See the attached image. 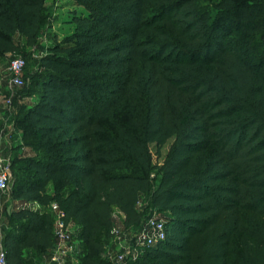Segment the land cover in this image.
Returning a JSON list of instances; mask_svg holds the SVG:
<instances>
[{
    "label": "trees",
    "instance_id": "1",
    "mask_svg": "<svg viewBox=\"0 0 264 264\" xmlns=\"http://www.w3.org/2000/svg\"><path fill=\"white\" fill-rule=\"evenodd\" d=\"M73 2L44 47L49 0H0V60H26L11 107L32 152L16 147L9 193L46 207L12 210L8 263L51 256L57 203L76 227L68 264H112L116 209L133 233L154 210L167 221L129 264H264V0Z\"/></svg>",
    "mask_w": 264,
    "mask_h": 264
},
{
    "label": "built area",
    "instance_id": "2",
    "mask_svg": "<svg viewBox=\"0 0 264 264\" xmlns=\"http://www.w3.org/2000/svg\"><path fill=\"white\" fill-rule=\"evenodd\" d=\"M26 60L22 56L14 57L8 66L10 72L9 86L10 88H20L25 84L24 69ZM2 71L0 69V75ZM9 106L12 105V98L6 100ZM10 159L0 156V189L8 192L11 182ZM39 203V202H38ZM141 203V202H140ZM52 209L55 212L56 220L54 233L56 236V244L52 251L50 261L39 264H65L67 258L74 254L75 245L71 238L74 232L73 223L66 222L62 217V212L57 203H52ZM114 217H117L116 213ZM114 242L116 250L109 252L112 264H129L131 260L140 257L147 247L155 245L167 237V221L161 213L154 210L147 217L141 229L133 234H126L120 227H114ZM0 264H9L7 253L4 246L0 249Z\"/></svg>",
    "mask_w": 264,
    "mask_h": 264
},
{
    "label": "crops",
    "instance_id": "3",
    "mask_svg": "<svg viewBox=\"0 0 264 264\" xmlns=\"http://www.w3.org/2000/svg\"><path fill=\"white\" fill-rule=\"evenodd\" d=\"M8 96L9 91L5 89V84H0V156L9 158L11 161L13 155L17 153V146L19 147L18 152L23 153L24 155H32V152L24 145L23 134L15 125V110L12 108L13 106H9L5 101ZM18 202H20V206L19 204H17ZM23 207L40 210L41 212L45 211L46 209V207L36 201L13 200L9 191L5 192L0 189V249L4 246V234L6 232V228L9 226L10 213L13 209H20ZM115 213L117 217H114V227H120L126 234H133V232H130L129 230L123 228L124 214L117 209L115 210ZM108 246L107 256L109 257V252H111V250H116V243L114 242V239H112V242L108 243ZM144 252L145 250L141 252L140 257L144 254ZM50 257L51 256L49 255L44 256L42 259H37V264L39 262L47 263L48 261H50ZM65 264H68L67 260ZM75 264H77V261Z\"/></svg>",
    "mask_w": 264,
    "mask_h": 264
},
{
    "label": "rangeland",
    "instance_id": "4",
    "mask_svg": "<svg viewBox=\"0 0 264 264\" xmlns=\"http://www.w3.org/2000/svg\"><path fill=\"white\" fill-rule=\"evenodd\" d=\"M49 3H50V6L52 7V9L54 11V15H53L52 21L49 24L48 29H47L48 34L43 39L44 43L41 44V46H44V47H46V45H48V44H52L50 38L53 36L55 37L56 35H58L57 38L59 40L62 39V37L69 31V28H70V23H68L69 14H70L69 11L80 8L78 5L74 4L73 0H49ZM31 49L32 48H30V47L27 48V50H31ZM13 58H14L13 56L8 55V56H6L0 60V69L2 71V73L0 75V84H2V85L5 84V89L7 91H9L8 97L12 98V100L14 99V97H16L17 92L19 90V88H13L12 89L9 86V79H10L11 75H10V72L8 71V66L10 64V61ZM6 100H7V98H6ZM26 100L29 101L30 99H26ZM172 141H173V139H170L167 142V144L163 147L162 155L160 157L156 153L155 145L152 144L153 157H154L155 163H161L162 162L164 155L167 153L168 148H169L170 144L172 143ZM11 178H12V173H11ZM142 200L144 201V198ZM17 204H19V206H20V202H18ZM162 216H164V215H162ZM73 229L76 230L75 225H73ZM108 247H107V249H108Z\"/></svg>",
    "mask_w": 264,
    "mask_h": 264
}]
</instances>
